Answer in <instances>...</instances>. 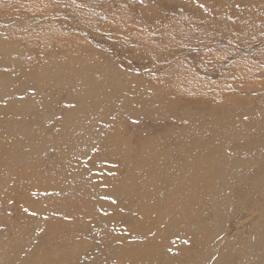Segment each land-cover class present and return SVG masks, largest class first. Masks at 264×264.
<instances>
[{
    "label": "bare ground",
    "instance_id": "1",
    "mask_svg": "<svg viewBox=\"0 0 264 264\" xmlns=\"http://www.w3.org/2000/svg\"><path fill=\"white\" fill-rule=\"evenodd\" d=\"M180 1L172 0L170 6L176 9ZM201 1L200 7L194 6L195 0H184L189 7L181 13L198 18L200 32L214 29L212 15L242 14L237 23L244 27L255 22L244 13L246 7L264 14V0ZM143 20L146 27L150 21ZM149 33L136 34L129 42H139ZM173 33L163 30L160 35L169 36L171 42ZM248 35L264 41V25ZM1 38L0 167L21 166L23 175L17 180L36 181L35 189L41 192H26L18 202H11V197L10 203L6 191L0 193V264H65L74 257L37 256V240L65 234L66 245L75 251L79 241L73 240L74 232L79 231L100 244L91 248L93 242L85 237L93 253L89 264H264V138L245 137L229 147L219 144L236 132L222 131L216 124L238 127V117L219 107H200L196 99L181 94L176 97L177 89L152 90L159 85L158 73L140 62L144 56L121 43L113 47L129 52V63L109 54L60 50L55 41L43 54L22 51ZM229 102L232 109H246L244 115L255 113L264 135V109L251 113L245 101L230 98ZM114 123L123 124L125 130L114 131ZM97 147L102 150L99 156L109 158L111 170L116 164L114 176L100 157L88 162L87 171L82 169ZM228 150L247 158L243 163L232 161ZM64 153L74 157L64 181L49 179L45 169L56 172L52 164ZM228 163L235 169L227 168ZM245 167L257 170L254 175L238 174ZM228 177L237 184L226 185ZM82 184L91 189L85 191ZM241 189L235 201L234 192ZM51 190L83 198L87 205L51 201L42 193ZM8 204L17 207L24 224L32 225L27 228L29 241L18 240L17 230L7 227ZM101 206L118 214L112 218L95 211ZM261 207L263 214L239 231L242 225L236 224L237 217L259 215ZM82 214L92 221L66 219Z\"/></svg>",
    "mask_w": 264,
    "mask_h": 264
},
{
    "label": "rangeland",
    "instance_id": "2",
    "mask_svg": "<svg viewBox=\"0 0 264 264\" xmlns=\"http://www.w3.org/2000/svg\"><path fill=\"white\" fill-rule=\"evenodd\" d=\"M165 1L167 2L161 4L155 0H0V37L22 51L31 50L43 54L52 49L51 44L56 43L54 47L57 46L58 49L62 47L63 49L81 50L87 54H109L117 61L125 58L128 62L127 58L131 57L129 52L122 51L118 46L113 47L114 43H121L125 49H128L126 47L134 48L141 54L140 56H144L140 62L150 65L149 71L158 73L155 80L159 85L152 90L177 89L176 97L181 94L187 100L196 99L195 101L199 103L200 107H219V110L229 112L235 118L238 117L236 119L241 121L238 127L233 124L225 126L216 124V127L222 131L236 132L233 138L224 143L219 142V144L229 147L233 142L242 141L245 137L264 138L259 118L254 113L264 109V41L248 35L249 31L262 28L264 19L261 22L259 20L264 18V14L254 7H246L244 13H248L252 19H255L253 20L255 22L244 27H239L237 23L242 18V14L234 13L226 16L223 13L215 15V17L212 15L210 18H213L214 29L200 32L197 28L199 26L198 18L188 19L181 16V13L189 7L184 0L180 1V7L176 9L170 6L172 0ZM193 4L194 6H204V2L201 0H195ZM150 7L152 8L150 9ZM146 9H150L151 15ZM143 19L150 21L146 27L142 24ZM159 24L161 26H157ZM148 30L150 33L145 35L143 40L129 42L130 37H134L136 34L143 35ZM163 30L174 32L171 42H169V36L161 37L160 32ZM237 30L240 31L237 32ZM156 45L163 47L156 49ZM230 98L245 101V107L254 114L244 115L246 109L243 111L240 108L232 109ZM209 120L217 119L211 117ZM204 124L206 123L204 122ZM125 128L123 124H116L114 131H122ZM204 131L209 132L208 129H201V132ZM229 152L230 150L227 151V153ZM90 153L86 162L83 163L82 169L87 171L88 162L100 157L101 164L106 166L105 169L111 170V162L109 158L107 159V155L99 156L102 153L100 148L97 147ZM72 157L73 154L69 153H64L59 161L55 157L57 163L52 164V168L53 172L54 170L56 172L50 173L45 169V175L49 179L63 182L72 164L74 158ZM114 158H117L115 154L112 155V159ZM229 158L237 163H243L247 155L238 156L229 153ZM115 165L113 164V170H111L113 176L117 172L114 169ZM227 166L229 169H235L231 163H228ZM23 170H21V166L16 170L8 166L0 167V182H4L0 193L6 191L5 196L9 203L11 197L13 198L11 202H18L19 199H25L26 192L37 195L41 192L35 189L38 185L35 183L36 181L20 182L17 180L20 174L23 175ZM256 170L255 167L240 168L238 174L254 175ZM228 179L226 185L237 184L236 179L230 177ZM95 180H99V178ZM82 186L85 187V191L91 189L88 185L82 184ZM242 191L243 189L234 192L236 194L235 201L238 200ZM42 193L48 196L51 201L58 199L66 204H77L83 207L85 204L87 205V201L78 196L62 195L53 190ZM110 200L112 201V199ZM263 208L261 207L259 210V215H254V213L245 217L239 215L236 220V224L242 225L239 231H244L260 217L263 214ZM16 210L17 207L8 204L7 227L14 231L17 230L14 237L18 240L29 241L30 236L27 228L31 224L28 222L24 224L23 218L16 214ZM105 210L102 206L99 209L95 208V211L111 214L112 218L118 214V211L114 209ZM29 213L36 215L35 212ZM251 216L252 218L249 220ZM73 218L66 217V219L75 222L92 221L88 215L84 214L75 216V220ZM74 233L76 236L73 240L79 241L77 249L81 250L80 252L78 250L75 252L66 245L68 236L65 234H50L42 240H37L40 243L37 256L41 255L50 260H57V257L67 254L70 255V258H74L65 260V264H89L88 259L93 254L90 247L96 249L100 244L94 239L91 240L90 234L87 237L80 231ZM102 233L104 232L102 231ZM85 237L93 242L90 247H88L90 244L88 241L86 245ZM31 242L34 240L31 239ZM240 249L241 247H239Z\"/></svg>",
    "mask_w": 264,
    "mask_h": 264
}]
</instances>
